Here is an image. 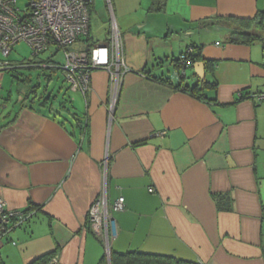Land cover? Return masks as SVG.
Masks as SVG:
<instances>
[{
  "label": "crops",
  "instance_id": "crops-1",
  "mask_svg": "<svg viewBox=\"0 0 264 264\" xmlns=\"http://www.w3.org/2000/svg\"><path fill=\"white\" fill-rule=\"evenodd\" d=\"M105 3L107 37L96 41L107 42L113 24L121 33L117 92L108 70L93 69L88 90H77L85 108L72 100L77 115L64 125L23 106L27 90L14 104L0 68V198L9 209L35 208L0 238V264H31L55 250V264H114L112 252L129 250L264 264V46L229 41L234 19L262 13L264 21V0H166L160 10L153 0ZM216 25L224 44L202 35ZM192 44L202 47L204 78L196 62L184 78L176 64ZM149 75L216 82L206 89L215 100ZM219 194L229 209L217 206ZM102 195L125 205L111 212L109 253L89 213Z\"/></svg>",
  "mask_w": 264,
  "mask_h": 264
},
{
  "label": "built area",
  "instance_id": "built-area-1",
  "mask_svg": "<svg viewBox=\"0 0 264 264\" xmlns=\"http://www.w3.org/2000/svg\"><path fill=\"white\" fill-rule=\"evenodd\" d=\"M94 0H0V68L11 67L7 60L19 42L30 45L34 54H41L51 47L64 51L66 79L73 91L86 92L93 69H106L111 74L113 91L119 86L120 68L124 63L122 37L113 24L107 42L90 50L71 49L89 34L91 28L90 6ZM193 51L189 48L187 52ZM186 54L180 55V68L185 75ZM264 98V93L258 94ZM108 159H106V162ZM107 166V165H105ZM124 198L119 197L109 205L106 195L100 196L90 209V217L98 233L103 237L107 253L110 252V226L112 210L124 209ZM34 214L30 209H9L0 198V238L15 226L29 220ZM53 258L49 264H55Z\"/></svg>",
  "mask_w": 264,
  "mask_h": 264
},
{
  "label": "trees",
  "instance_id": "trees-1",
  "mask_svg": "<svg viewBox=\"0 0 264 264\" xmlns=\"http://www.w3.org/2000/svg\"><path fill=\"white\" fill-rule=\"evenodd\" d=\"M166 0H153L151 9L153 10H160L163 9L165 6ZM94 3L90 6V13L92 15ZM233 26L230 31L229 41L238 44H247L250 45L256 41H259L264 46V21H263V14L259 13L257 17L250 18V19H234ZM109 34V32H108ZM80 41L85 43L84 49L90 50L92 47L98 44V41L94 40L91 36V28L89 34L83 37ZM52 48V47H51ZM49 48L48 50H50ZM189 48H192L193 51L187 52ZM184 53L186 54V61L190 63H194L202 58V47L200 45L192 44ZM46 50V51H48ZM45 51V52H46ZM60 51L59 48L53 53L54 55ZM42 54V53H41ZM183 54V53H182ZM40 54H34V57H38ZM54 55L50 56L49 58H40L38 60H30L27 63L24 62V66L26 68L31 67H43L45 69H51V71H56L57 69L63 70L66 74V71L63 68L64 62H57L53 58ZM65 61V59H64ZM176 64L180 67V58L177 59ZM22 66L15 67L12 63L11 67H7L6 70L8 72H12L13 77L18 78L25 84L27 82H31L33 79L31 76L23 75L21 78V74L18 71V68ZM67 76V74H66ZM149 77L159 81L160 83L170 86L174 89H182L184 92L188 93L189 95L200 99V100H215L210 98L206 94V89L208 87L216 88V82H209L207 80H203L198 84L189 86L178 84L174 85L168 77H157L151 76ZM185 75L182 74V78ZM50 81L52 80L51 76L47 77ZM66 79V77H65ZM67 81V79H66ZM68 82V81H67ZM72 90L70 83L68 82V88ZM57 98L52 92H50L48 85L42 87L40 84L31 85L28 87L26 93L22 97L21 104L23 106H28L29 108L35 110L38 113H45L50 115L53 119H59L61 124H65V121L68 119L69 115H77V113L73 110L72 100L64 98L55 108V99ZM46 108V109H45ZM217 206L220 209H229L230 205V198L225 194H219L215 196ZM28 209L35 210L34 207H29ZM57 250L47 253L43 256H40L31 264H47L51 261L56 255ZM112 260L113 263L116 264L115 261L119 262L120 264H204L199 261L194 260H186L182 259L173 255L167 254H158V253H149V252H141L136 250H129L124 253H117L112 252Z\"/></svg>",
  "mask_w": 264,
  "mask_h": 264
},
{
  "label": "rangeland",
  "instance_id": "rangeland-1",
  "mask_svg": "<svg viewBox=\"0 0 264 264\" xmlns=\"http://www.w3.org/2000/svg\"><path fill=\"white\" fill-rule=\"evenodd\" d=\"M22 1V4L25 2V0H20ZM95 6H96V11H94L93 15L91 16V31H92V36L94 37L95 40H102L105 37H107V30L109 27L108 21L103 19V16L105 14V0H95ZM202 35L205 37V40H219L221 43H226L227 38H226V30L223 29V27L216 25L213 27V29H208V31H203ZM85 47V44L83 41L76 42L75 44L72 45L71 49L73 50H80ZM57 50V48L54 46L50 50L43 52L40 54L38 57H34V53L30 45L26 42H19L16 44L13 48V51L11 55L7 58L8 61L14 64L15 67L22 66L18 68V71L22 74L20 78L23 75H28L32 77L31 82H27L25 84L21 80H19L16 77H13L12 72H8L6 75L5 79V87L10 89L12 87V92H13V97H12V102L15 104L17 103L18 100H21V96L19 95L18 91H21V94L24 93V90H27V88L31 85H36L40 84L42 87L45 85H48V88L50 92H52L54 95L57 96L55 99V105H58L64 98L66 99H71L75 102L77 100L78 102L82 101V107L85 108V100L79 91H71L68 88V82L66 81L65 77L66 74L63 70L57 69L56 71H51V69H45L43 67H31V68H26L23 67L24 62H28L30 60H38L40 58H49L50 56L54 55L53 53ZM1 57V56H0ZM57 62H64V51L60 50L57 51V53L51 57ZM181 71V70H179ZM176 74L175 71H173L175 77L178 76L180 77V74ZM189 71V69H188ZM51 76L52 80L50 81L47 77ZM190 75L187 76L189 78ZM76 106V105H75ZM77 108V106H76ZM80 111H83V109ZM79 110V108H77Z\"/></svg>",
  "mask_w": 264,
  "mask_h": 264
},
{
  "label": "water",
  "instance_id": "water-1",
  "mask_svg": "<svg viewBox=\"0 0 264 264\" xmlns=\"http://www.w3.org/2000/svg\"><path fill=\"white\" fill-rule=\"evenodd\" d=\"M195 69H196V72L198 73V75L201 78H204V74H205V66H204V63L203 62H196Z\"/></svg>",
  "mask_w": 264,
  "mask_h": 264
}]
</instances>
